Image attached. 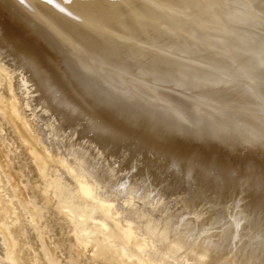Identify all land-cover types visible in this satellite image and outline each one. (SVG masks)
<instances>
[{"label":"bare ground","instance_id":"obj_1","mask_svg":"<svg viewBox=\"0 0 264 264\" xmlns=\"http://www.w3.org/2000/svg\"><path fill=\"white\" fill-rule=\"evenodd\" d=\"M0 1L16 14L13 16L5 13L4 19L0 20V106L5 109L11 121L18 122L22 127L21 136L29 144V151L39 175L45 182V188L50 190L57 208L67 218L77 248L85 250L90 247L92 258L98 264L251 263L252 258L256 257L261 249L258 246L261 247L262 243H256L260 238L259 233L246 229L239 221L235 222L232 231L217 233L215 229H196L186 218L176 220V212L169 210L167 203L172 195L170 189L173 181L169 173L174 171L164 166L167 160L159 164L150 162L149 157L136 154L137 150L133 151L131 147L127 149L129 151H121L118 148L113 150L111 146L116 143L115 138L121 139L114 129L118 127L126 130L127 126L120 121L111 120V117L94 114L90 104L82 99V93L67 77L64 69L66 63L62 65V61H58L55 53L47 50L42 41V38L50 37L55 40L57 48L61 51L78 50L82 55L85 50L93 48L95 51H91L92 54L89 55L92 63L102 62L96 54L104 56L109 64L121 63L128 69L125 71L131 74H145V82L132 77L142 85L149 86L151 83L174 89L179 87L187 95L195 92L196 101H192L188 106L189 110L193 111L191 120H183L184 124H189L188 128L169 129L161 137L175 148H179L181 143L175 135L181 131L183 133L184 130L186 134L196 137L202 134L206 136L209 130V135L213 137L220 135V129L225 122L221 118L223 116L219 118L211 115L209 118L212 123L206 121L202 125L203 130L189 129L202 118L203 108L200 106L210 104V97L213 94L216 97L218 94L214 100L223 107L221 109L224 115H237L231 116V120L235 121L230 124L231 129L227 133L229 138H225L228 141L221 140L225 145L234 146L235 139L248 138L254 133H261L259 135L262 136L264 131V70H259V74L252 71L250 74L240 72L241 57L248 40L246 34L250 33L253 37L250 38L251 45L245 59L247 66L256 64L264 57V45H260V34L252 23L248 22L249 19L244 15L241 19L238 18L239 10L243 11L244 8L236 5L237 0ZM245 4L251 8L257 5L259 9L255 13L264 16V0H246ZM25 16L30 18L27 23L22 21ZM234 47L239 49L238 52ZM239 53H242L240 58ZM36 54H40L47 64L46 67L59 69L63 74V84L52 82L45 75L42 80H48V90L52 92L55 103L57 101L61 105L63 102L64 106L69 107L64 108L65 114L76 119L82 134H79L77 128L68 132L51 123L52 119L37 118L39 107H34L32 103L35 93L33 81L36 77L30 78V72L27 77L21 66L25 63L24 66L27 65L33 71L34 65L31 64H39ZM17 60L22 63H17ZM74 64L76 66L77 62ZM101 72L104 73L103 70ZM38 77L40 79V76ZM16 83L22 88L21 101L15 92ZM130 87L126 90L128 93H131ZM139 92L141 90L137 91ZM45 94L43 93L46 97ZM155 95L152 98H155ZM247 95L253 100L247 98ZM181 99L178 101L182 105ZM233 108H236V111L229 113ZM156 110L158 113H164V110ZM75 112L80 114L79 117L72 115ZM238 116L244 117L243 121L246 123H241ZM88 118L92 121L86 124ZM154 123L157 126L159 122ZM105 128L116 133L114 139H107L108 142L96 135V132H102L100 129ZM151 128L145 132L155 133V129ZM128 131L132 133L131 130H126L127 133ZM137 131V134L141 133ZM29 132L40 149L29 141ZM255 138V143L261 141L257 136ZM241 141L246 143L247 140ZM248 142L247 146L252 145ZM103 143H107L106 151L101 148ZM194 149L195 146H192L186 163L193 164L192 162L196 161L195 154H198V151ZM244 151L248 153L246 148ZM252 152L251 155H245L244 171L239 170L243 158L234 161L237 160L234 157L235 163L230 174L228 173L230 184L240 174L246 175L249 178L247 181L256 185L264 181V160L259 163L254 158V151ZM66 154L72 158L71 163L67 161ZM172 154L171 166H177L174 161H184L181 158L177 160L180 157L177 152L172 150ZM186 163L183 162V165L187 168ZM123 164L128 166L127 169L124 168L126 171L121 166ZM135 164L140 167H135ZM214 165L216 168L208 166L212 174L218 164L215 162ZM133 169L140 170V174L129 175L128 171ZM167 172L170 179H167ZM125 176L127 177L124 178ZM119 199L125 201H121L123 203L118 207L114 203ZM214 219L218 222L217 218ZM177 221L179 225L174 227L173 224ZM0 231L4 248L3 251L0 250L2 259L7 257L6 252H10L12 244L3 225L0 226ZM246 239L255 245L246 243Z\"/></svg>","mask_w":264,"mask_h":264},{"label":"rangeland","instance_id":"obj_2","mask_svg":"<svg viewBox=\"0 0 264 264\" xmlns=\"http://www.w3.org/2000/svg\"><path fill=\"white\" fill-rule=\"evenodd\" d=\"M245 1L237 0L236 5L244 8L243 11L239 8L240 14L237 16L241 19L242 15H244L249 19L248 22H251L252 26H254V28L257 29L258 34H260V45H264V16L255 13L257 9H259L257 5L254 8H251L245 4ZM15 11L18 12L19 10ZM5 13L13 14V16L16 15L12 9L5 7V4L0 1V20L4 19ZM28 19L30 18L25 16V18H22V21L27 23ZM9 32H11V30H9ZM246 35L248 40H246L244 55H242V53H239L238 55V58L242 55L240 72L246 74L249 72L250 74L252 71L257 74L259 70H264V57H261L254 65L251 64L247 66V64H245V59L248 54L247 50L251 45L250 38H253L250 33ZM260 40L258 42H260ZM42 41L46 49L51 51V53H55V58L58 61H62V65L66 63L64 69L67 77H69L72 84L77 87V90L82 93V97H84L82 99L90 104L93 109L92 111H94L93 113L109 118L111 117V120L115 122L120 121L127 126L126 130L129 129L132 132L129 133L130 131H128L127 133L125 129L122 128L121 130L117 127L114 129L117 134L112 132L111 129L105 128L100 129L102 132H96V135L103 140L114 139V136L116 135L120 136L121 139L115 138L116 143L113 144L114 146H111L113 150L118 148L121 149V151H129L127 149L131 147L133 151H139H136V154L140 153V156L141 154H144L145 157H149L148 159H150V162L155 161V163L157 162L159 164L165 163L167 160L164 166L174 170L172 173H169V177H172L173 181H171L172 188L170 189L172 195L169 197V200H167V203L170 207L169 210L176 212L174 215L176 220L186 218L190 221L189 224L196 227V229L208 231L210 229L214 231L215 229L217 233L232 231L235 222L239 221L240 224L246 227V229H252L259 233L260 238H258L259 240H257L256 243L258 241L262 243L261 247L260 245L258 246V248L261 249H259L257 256L252 258L253 261L249 264H264V184L262 185L264 181L258 183L259 185L250 183L247 181L249 178L244 174H240L235 181L231 182V184L229 181L231 180L229 174L235 163L233 162L234 157L235 159L243 158L239 166V170L242 171L245 170L243 164L246 162L245 155H251L252 151H254L256 155L254 158L259 161V163L263 162L264 131L262 132V136L259 135L261 133L258 135L254 133V135L251 136L252 138L241 137V140H247L246 143L251 141L248 143H252L253 147L251 144H248L247 146L245 142H242L239 139H235L234 146L223 144L221 140L224 139L225 141H228L225 138H229L227 133H229L231 129L230 124L235 121L234 119L231 120V116L237 115H224V111L221 109L223 107H220V104L215 102L218 94H216V97L215 94H213V96L210 95L212 97L209 96L210 99H212L210 104H203V106H200L203 108V111H201L202 118L191 125L189 129L192 131H199L198 129L203 130L202 125L206 121L212 123V121H210L212 119L209 118L211 115H216L219 118L223 116L221 118H223L225 122L223 123L222 129H220V135L213 137L212 135H209L211 133V130H209L206 136L205 134H202L199 137H196L195 135L186 134V130H184L183 133L181 131L175 135L178 137L177 141L180 140L182 143H180L179 148H175L173 147L174 145H170L165 138L163 139L161 137H163L169 129L188 128L189 124H184L183 120L192 117L193 111L189 110L190 107L188 106L191 105L192 101H196L194 98L196 94L195 92L194 94L190 93V95H187L186 93H183L179 87L174 89L161 87L159 84L154 85L151 83H149V86L142 85L139 81H146V79L144 80L145 74L143 75L141 73L140 76H143V78L136 75L140 74V72L131 74L128 71H125L128 69H126L121 63L116 65L109 64L108 61H105L104 56H98L97 54L96 56L98 57V60H101L103 63H92L90 56L92 54L91 51H95L93 48L88 51L85 50V54L82 55L78 50L65 49L61 51V49L57 48L55 40L50 37L42 38ZM234 50L238 52L239 49L234 47ZM184 53L187 54L188 52ZM36 56H38L37 61L40 65L32 63L31 66L34 65L32 66L33 71L27 65L24 66L25 63L20 62V60H17L16 62L20 64L22 63L21 66L24 70L23 72L27 77H29L28 72H30V78L31 76H33L32 78L36 77L33 81V83L35 82L37 85H33L35 93L32 98V103L34 107H39L37 118L43 117L52 119L50 121L51 123L62 127L68 132H73L77 128L76 130H79V134H82L83 131H81L76 119L72 116L71 118L74 119H71L68 114H65L66 112L64 108L66 107L68 109L69 107L66 105L64 106L62 101L60 104L64 107L59 105L57 101L55 103V100L52 97V92L48 90V87H50L48 80L63 84L61 82L63 74L60 73L59 69L46 67L47 64L41 59L40 54H36ZM76 62L77 64L75 66L74 63ZM100 65L102 66L100 67ZM199 67L200 66H198V68ZM101 70H103L104 73H102ZM114 70L115 72H113ZM33 72L37 74L34 75ZM107 74L109 76L111 74V76L109 77ZM43 75L47 76L48 80H42ZM38 76H40V79ZM132 77L137 78L139 81L136 79L134 80ZM130 86L135 87L131 88ZM129 87L131 88V93L126 91ZM152 87L158 91L154 90ZM140 90L141 92L137 93V91ZM15 92L18 95L19 100L22 99V88L20 84H17L15 87ZM45 92H47V94H45ZM150 94L152 96H150ZM154 95L155 98H152ZM181 97L183 98L181 99ZM247 98L253 100V98H250L248 95ZM180 99L181 103L186 106L180 104V101H178ZM159 101L161 103H159ZM167 102L168 104L166 105ZM197 103H199V101H197ZM251 106H253V104ZM0 108H2V106H0ZM156 109L164 110V113H158ZM235 109H230L229 113L235 112ZM75 113L70 114L79 117L80 114L76 113L77 115H75ZM68 118L70 120L67 121ZM157 118L159 119L157 120ZM237 118L241 123H246V121H243L245 120L244 117L238 116ZM91 121V118H88L85 123L89 124ZM156 121L159 122L157 126H155L154 123ZM185 122H187V120H185ZM74 124H76L75 127ZM148 126L149 128L152 127L151 129L154 128L155 133L147 134L145 131L149 129L147 128ZM21 129L22 127L18 122L11 121V119L7 117L4 108L0 109V226L3 225V228L7 230L6 233L9 234L8 237L12 244L10 252H6L7 257H2L3 260L0 259V264H98L97 261L92 258L90 247L85 250H79V248H77L67 218L62 214L59 208H57L55 203L56 200L50 194V190L45 188V182L39 175L29 151V144L26 142L27 140L21 136ZM137 130L141 133L137 134L139 133ZM27 134H30V132ZM255 134L258 139H261L259 143H255ZM134 136L136 137L134 138ZM30 138L31 140L29 141L33 142L34 145L37 146L36 148H39L34 142L31 134L28 135V139ZM105 140L104 142H108V140ZM132 141H134V144H132ZM105 144L103 143L100 145L101 148L106 151L107 143ZM242 144L243 146H241ZM138 146H140V148L136 149ZM192 146H195L194 150L198 151V154H195L196 161H194L198 165L194 162H192L193 164H189V162L186 163V160L188 161V156L191 154L190 150ZM245 148L248 153L244 151ZM171 149L180 154V157H178L177 160L179 158H181L182 161L184 160L183 162L186 163L187 168L186 166L184 167L183 162L179 161H174L177 166H171L170 158L173 156V154L171 155ZM239 155L240 157H237ZM65 157L68 162H72L70 155L66 154ZM234 161H238V159ZM215 162L218 166L214 174H212L210 173L211 171L209 172L208 166L212 165L213 168H216L214 165ZM121 166L123 167V170L126 171L128 166L124 164ZM134 166L137 168L138 166L140 167L139 164H135ZM133 170H131V172L130 170L128 171L129 175L130 173L140 174V170ZM168 172L167 179H170L168 177ZM156 173L158 174V172ZM126 177L127 176L124 178ZM173 197L176 198V200ZM119 200H116L114 203L118 207L125 201L122 199ZM213 217L217 218L218 222ZM233 220L235 221L233 222ZM178 223L179 222L177 221L173 224L174 227H177L179 225ZM1 240L2 238L0 236V243L2 242ZM245 242L250 243L251 246L252 244L253 246L255 245V243H251V240L249 242V240L246 239ZM2 246L3 243L0 244L1 251L4 249ZM248 258L250 259V257Z\"/></svg>","mask_w":264,"mask_h":264}]
</instances>
